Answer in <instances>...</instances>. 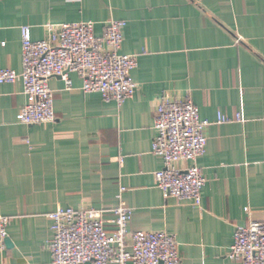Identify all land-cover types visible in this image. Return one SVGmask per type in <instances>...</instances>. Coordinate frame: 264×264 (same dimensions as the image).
<instances>
[{"label":"crops","instance_id":"crops-1","mask_svg":"<svg viewBox=\"0 0 264 264\" xmlns=\"http://www.w3.org/2000/svg\"><path fill=\"white\" fill-rule=\"evenodd\" d=\"M108 20L125 22L118 53L137 55L132 97L106 101L75 73L69 89L53 77L55 120L27 125L21 80L0 84V264H52L58 207L103 210L111 235L120 188L128 230L173 235L178 264H241L228 257L234 232L264 218V0H0V69L21 71L22 26L41 40L47 24L91 22L99 36ZM186 96L209 122L198 205L164 198L151 152L160 99ZM218 112L242 120L217 123Z\"/></svg>","mask_w":264,"mask_h":264},{"label":"built area","instance_id":"built-area-1","mask_svg":"<svg viewBox=\"0 0 264 264\" xmlns=\"http://www.w3.org/2000/svg\"><path fill=\"white\" fill-rule=\"evenodd\" d=\"M122 20H108L102 34L96 36L93 23L47 24V36L33 40L28 26L20 28V72L0 69V84L21 80L29 101L21 108L20 121L34 125L53 122V91L49 80L59 77L71 87L69 73L77 74L81 90L98 92L106 101L121 103L133 96L136 84L131 71L137 66V55L119 54L123 41ZM241 121L236 114L229 118L221 112L217 123ZM156 136L151 152L163 161L154 172L157 187L164 198L201 202L205 178L195 165L204 154L207 120H200L196 106L186 96L179 100L162 97L154 114ZM179 161L190 162L179 169ZM109 211L114 216V229L107 233L103 210L58 207L48 215L52 237L49 249L52 264H178L180 254L173 235L164 231L128 230L131 210L121 200ZM8 216L0 215V250L4 249ZM228 257L241 264H264V218L236 228Z\"/></svg>","mask_w":264,"mask_h":264}]
</instances>
